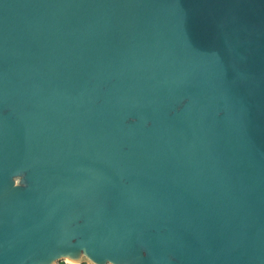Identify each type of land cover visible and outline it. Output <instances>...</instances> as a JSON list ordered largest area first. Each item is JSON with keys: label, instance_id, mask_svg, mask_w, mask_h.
<instances>
[{"label": "water", "instance_id": "1", "mask_svg": "<svg viewBox=\"0 0 264 264\" xmlns=\"http://www.w3.org/2000/svg\"><path fill=\"white\" fill-rule=\"evenodd\" d=\"M264 264V0H0V264Z\"/></svg>", "mask_w": 264, "mask_h": 264}, {"label": "rangeland", "instance_id": "2", "mask_svg": "<svg viewBox=\"0 0 264 264\" xmlns=\"http://www.w3.org/2000/svg\"><path fill=\"white\" fill-rule=\"evenodd\" d=\"M65 264H75V263H70V262H67V263H65ZM82 264H87V263H82Z\"/></svg>", "mask_w": 264, "mask_h": 264}, {"label": "trees", "instance_id": "3", "mask_svg": "<svg viewBox=\"0 0 264 264\" xmlns=\"http://www.w3.org/2000/svg\"><path fill=\"white\" fill-rule=\"evenodd\" d=\"M62 264H65V263H62Z\"/></svg>", "mask_w": 264, "mask_h": 264}]
</instances>
